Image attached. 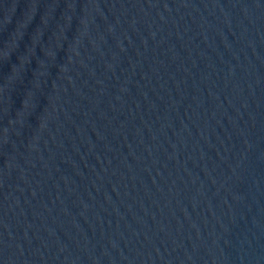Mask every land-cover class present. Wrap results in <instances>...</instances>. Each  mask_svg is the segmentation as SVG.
Segmentation results:
<instances>
[{
  "label": "water",
  "instance_id": "water-1",
  "mask_svg": "<svg viewBox=\"0 0 264 264\" xmlns=\"http://www.w3.org/2000/svg\"><path fill=\"white\" fill-rule=\"evenodd\" d=\"M0 264H264V0H0Z\"/></svg>",
  "mask_w": 264,
  "mask_h": 264
}]
</instances>
